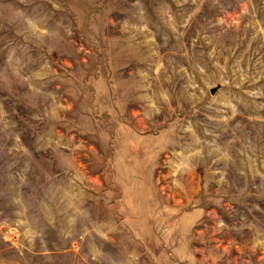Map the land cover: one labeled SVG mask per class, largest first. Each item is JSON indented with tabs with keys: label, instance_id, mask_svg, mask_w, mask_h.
<instances>
[{
	"label": "rangeland",
	"instance_id": "obj_1",
	"mask_svg": "<svg viewBox=\"0 0 264 264\" xmlns=\"http://www.w3.org/2000/svg\"><path fill=\"white\" fill-rule=\"evenodd\" d=\"M0 264H264V0H0Z\"/></svg>",
	"mask_w": 264,
	"mask_h": 264
},
{
	"label": "water",
	"instance_id": "obj_2",
	"mask_svg": "<svg viewBox=\"0 0 264 264\" xmlns=\"http://www.w3.org/2000/svg\"><path fill=\"white\" fill-rule=\"evenodd\" d=\"M220 87H215L213 89H211V93H214L216 90H218Z\"/></svg>",
	"mask_w": 264,
	"mask_h": 264
}]
</instances>
